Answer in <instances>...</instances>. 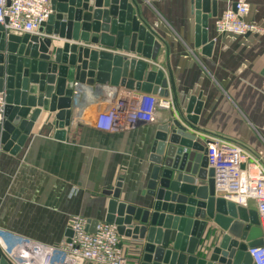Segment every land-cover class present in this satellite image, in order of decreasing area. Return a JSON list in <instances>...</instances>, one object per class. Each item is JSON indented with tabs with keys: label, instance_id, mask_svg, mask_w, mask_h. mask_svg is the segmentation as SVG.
<instances>
[{
	"label": "water",
	"instance_id": "water-1",
	"mask_svg": "<svg viewBox=\"0 0 264 264\" xmlns=\"http://www.w3.org/2000/svg\"><path fill=\"white\" fill-rule=\"evenodd\" d=\"M190 3L195 44L208 55L213 44L207 39L208 18L216 15V0ZM50 4L52 12L40 23L38 34L6 31L0 23V92L5 101L0 144L11 146L12 153L23 145L41 111L55 112V136L63 138L72 109L78 116L103 85L167 95L163 72L148 69L146 61L73 43L154 58L155 34L140 18L135 0ZM57 37L64 41L59 44ZM201 105L190 97L181 113L185 126L175 119L155 135L150 157L154 164L143 191L152 210L119 201L121 178L103 191L110 196L104 220L114 224L120 236L134 240L138 264H254L248 249L264 244L257 211L218 192L215 169L206 159L208 140L187 128H195ZM0 264H6L1 255Z\"/></svg>",
	"mask_w": 264,
	"mask_h": 264
},
{
	"label": "crops",
	"instance_id": "crops-1",
	"mask_svg": "<svg viewBox=\"0 0 264 264\" xmlns=\"http://www.w3.org/2000/svg\"><path fill=\"white\" fill-rule=\"evenodd\" d=\"M135 2L140 18L155 34L158 47L154 58L99 44L73 43L142 59L150 64L148 69L161 70L169 107H157L150 122L102 131L95 126L97 114L107 110L113 100L141 92L103 85L89 96L78 116L77 109H72V122L65 127L63 138L55 136V112L41 111L16 152L0 144L1 227L58 244L66 238L72 215L91 223L104 220L110 196L103 191L119 178V201L152 210L147 208L143 191L154 164L150 157L155 135L175 119L185 126L181 113L192 96L202 105L195 128L187 127L189 130L203 139L213 135L233 140L264 162V0H253L245 17L260 31L246 34L216 30V16L231 6L227 0H216V15L208 18L207 39L213 43L208 55L195 44L190 0ZM30 33L38 34L39 28ZM57 38L59 44L64 41ZM242 206L257 211L254 199ZM120 244L138 264L134 240L120 236Z\"/></svg>",
	"mask_w": 264,
	"mask_h": 264
},
{
	"label": "built area",
	"instance_id": "built-area-1",
	"mask_svg": "<svg viewBox=\"0 0 264 264\" xmlns=\"http://www.w3.org/2000/svg\"><path fill=\"white\" fill-rule=\"evenodd\" d=\"M227 1L231 6L214 20L218 32L260 31L245 20L253 0ZM51 12L50 0H0V23L6 31H37ZM4 103L0 92V119ZM157 107H169L168 99L145 92L127 93L97 114L95 126L102 131L131 128L150 122ZM207 138L206 159L215 169L218 192L240 205L248 199L256 201L264 239V162L233 140L213 135ZM67 226L70 235L58 244L43 243L0 226V255L6 264H134L123 251L114 224L99 220L92 225L89 219L72 215ZM248 251L254 264H264V244Z\"/></svg>",
	"mask_w": 264,
	"mask_h": 264
},
{
	"label": "rangeland",
	"instance_id": "rangeland-1",
	"mask_svg": "<svg viewBox=\"0 0 264 264\" xmlns=\"http://www.w3.org/2000/svg\"><path fill=\"white\" fill-rule=\"evenodd\" d=\"M261 160V159H260ZM262 161V160H261Z\"/></svg>",
	"mask_w": 264,
	"mask_h": 264
}]
</instances>
